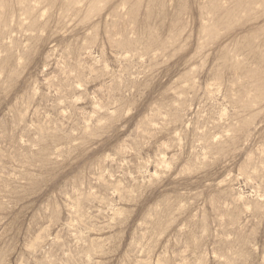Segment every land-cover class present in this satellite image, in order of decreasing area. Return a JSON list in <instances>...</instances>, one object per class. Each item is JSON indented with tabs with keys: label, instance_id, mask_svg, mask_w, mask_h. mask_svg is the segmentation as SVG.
Here are the masks:
<instances>
[{
	"label": "rangeland",
	"instance_id": "374dc122",
	"mask_svg": "<svg viewBox=\"0 0 264 264\" xmlns=\"http://www.w3.org/2000/svg\"><path fill=\"white\" fill-rule=\"evenodd\" d=\"M0 264H264V0H0Z\"/></svg>",
	"mask_w": 264,
	"mask_h": 264
}]
</instances>
